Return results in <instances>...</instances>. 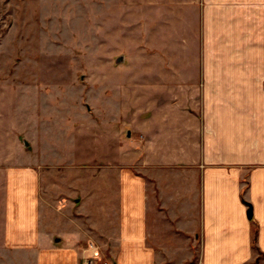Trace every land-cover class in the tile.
<instances>
[{"label":"crops","instance_id":"0c3cea01","mask_svg":"<svg viewBox=\"0 0 264 264\" xmlns=\"http://www.w3.org/2000/svg\"><path fill=\"white\" fill-rule=\"evenodd\" d=\"M102 8L103 49L132 61L87 73L63 137L0 116V264H80L90 243L98 264H264V0ZM81 136L101 160L47 148Z\"/></svg>","mask_w":264,"mask_h":264},{"label":"rangeland","instance_id":"374dc122","mask_svg":"<svg viewBox=\"0 0 264 264\" xmlns=\"http://www.w3.org/2000/svg\"><path fill=\"white\" fill-rule=\"evenodd\" d=\"M102 2L0 0V116L20 131L39 130L61 139L62 114H72V123L78 118L74 113L80 95L84 97L87 73L101 63L132 61V56L122 59L103 49ZM59 89L67 95L60 109ZM39 115L51 118L41 120ZM84 119L87 122L86 115ZM79 138L75 147L56 139L52 147L45 146L68 162L102 159L100 138L88 146L83 136Z\"/></svg>","mask_w":264,"mask_h":264},{"label":"built area","instance_id":"2783aa9c","mask_svg":"<svg viewBox=\"0 0 264 264\" xmlns=\"http://www.w3.org/2000/svg\"><path fill=\"white\" fill-rule=\"evenodd\" d=\"M86 250L88 252L82 257L80 264H98L99 248L95 244L90 243Z\"/></svg>","mask_w":264,"mask_h":264},{"label":"water","instance_id":"95a60500","mask_svg":"<svg viewBox=\"0 0 264 264\" xmlns=\"http://www.w3.org/2000/svg\"><path fill=\"white\" fill-rule=\"evenodd\" d=\"M248 217L251 219L253 217V209L252 206L249 205V208L247 210Z\"/></svg>","mask_w":264,"mask_h":264},{"label":"trees","instance_id":"16d2710c","mask_svg":"<svg viewBox=\"0 0 264 264\" xmlns=\"http://www.w3.org/2000/svg\"><path fill=\"white\" fill-rule=\"evenodd\" d=\"M255 240H256V236L254 237V240H253V243H254V244H255ZM260 259H261V255H259V256L257 257V259L255 260L254 264H259Z\"/></svg>","mask_w":264,"mask_h":264}]
</instances>
